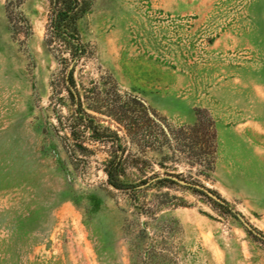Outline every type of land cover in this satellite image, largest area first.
Returning a JSON list of instances; mask_svg holds the SVG:
<instances>
[{"label": "rangeland", "instance_id": "rangeland-1", "mask_svg": "<svg viewBox=\"0 0 264 264\" xmlns=\"http://www.w3.org/2000/svg\"><path fill=\"white\" fill-rule=\"evenodd\" d=\"M87 1L73 59L45 42L48 0H0V264H264L239 219L264 236V0ZM78 95L119 144L82 125ZM131 114L137 144L117 121ZM199 115L211 167L189 141ZM123 150L144 171L117 189L105 168Z\"/></svg>", "mask_w": 264, "mask_h": 264}, {"label": "trees", "instance_id": "trees-1", "mask_svg": "<svg viewBox=\"0 0 264 264\" xmlns=\"http://www.w3.org/2000/svg\"><path fill=\"white\" fill-rule=\"evenodd\" d=\"M10 3L18 5L21 0H9ZM50 2V17H49V24L47 28V39L46 44L52 45L53 43H59V51L63 53L62 49L65 51L69 50L73 53V59L77 56L80 57L83 55L85 51V46L82 43L80 38V34L78 31V21L82 17V15L88 10L89 2L87 0H48ZM74 68L71 70L73 72ZM77 113L78 119L81 121L82 125L86 123L85 127L92 128L94 130V136L96 140H108L119 144L120 136L109 129L105 131H110L111 134L108 132H97V127L95 126V118L88 114L82 106L81 97L78 95L77 97ZM142 108L144 112L148 115L150 109L147 105L142 104ZM132 113V112H131ZM149 119V116H148ZM151 119V118H150ZM138 120V119H137ZM131 115L125 116L122 120H117L119 123L123 122V126L127 130L130 143L137 144L135 135H139L141 131V122L138 121ZM161 126H163L164 130V137L165 140L168 142L170 141V132L168 131L167 127L161 122L158 121ZM181 129L180 131H182ZM187 130L189 131L190 136L189 141L191 143L192 149H197L201 141L204 145L206 142V147L204 146V157L205 163L207 167H211L215 163V155L217 153V130L216 125L213 119H203L201 115L198 116V122L196 125L192 127H188ZM163 131V130H162ZM97 135V136H96ZM175 135V134H174ZM201 135V136H200ZM176 139H181L179 133L175 136ZM194 151V150H193ZM125 150L121 153H115L111 155L110 160L105 168V172L108 176V182L117 189L124 188V183L121 180L122 174L125 172V166L131 165L135 167L140 172L144 171V166H141L142 157L140 152L137 155L135 154H125ZM166 175H174L170 171L165 172ZM158 182H165L168 181L169 178L156 176Z\"/></svg>", "mask_w": 264, "mask_h": 264}, {"label": "water", "instance_id": "water-1", "mask_svg": "<svg viewBox=\"0 0 264 264\" xmlns=\"http://www.w3.org/2000/svg\"><path fill=\"white\" fill-rule=\"evenodd\" d=\"M167 177L173 181H176L180 184H183V185H186V186H191V187H194V188H197L199 190H202L203 192H205L208 196L212 197L213 199H215L216 201L220 202V203H224L217 195H215L212 191L208 190L207 188L201 186V185H198V184H193V183H190L188 182L187 180H184V179H181L177 176H174V175H167ZM239 219L242 221V223L245 225V227L250 230L251 232H253L255 235L261 237L264 239V236H262L258 231H256L249 222H247V220L242 217V216H239Z\"/></svg>", "mask_w": 264, "mask_h": 264}]
</instances>
